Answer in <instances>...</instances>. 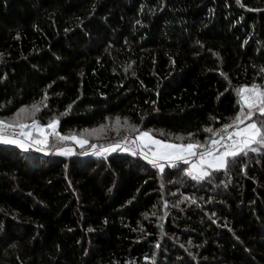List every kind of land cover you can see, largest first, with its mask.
<instances>
[{"label":"trees","instance_id":"16d2710c","mask_svg":"<svg viewBox=\"0 0 264 264\" xmlns=\"http://www.w3.org/2000/svg\"><path fill=\"white\" fill-rule=\"evenodd\" d=\"M0 54V119L40 103L61 135L119 117L211 147L264 85V0H0ZM68 147L0 144V264H264V149L194 181Z\"/></svg>","mask_w":264,"mask_h":264},{"label":"snow or ice","instance_id":"6c2138e0","mask_svg":"<svg viewBox=\"0 0 264 264\" xmlns=\"http://www.w3.org/2000/svg\"><path fill=\"white\" fill-rule=\"evenodd\" d=\"M236 3L240 5L241 0H236ZM136 23L139 24L140 21H136ZM2 62L3 54H0V63ZM261 72L264 73V69H261ZM221 75L224 74L221 73ZM235 92L238 96L239 111L232 119V123L223 124L221 129H204L205 132L212 134L211 147L202 144L198 140L194 143L177 144L154 139L149 131L141 130L139 125L131 124L127 118H124L121 122L119 117L115 119L112 127L117 131L121 128L126 129L129 132L128 135H124L122 139L107 145L89 144L87 139L78 138L74 134L61 135L57 130L58 118L54 117L42 126L35 118L40 111L39 104L35 103L31 106H22L12 118L0 119V144L12 145L24 152L32 149L43 152L45 146L49 144V137H53L61 142L56 145V152L59 155H73V148L65 145L69 141H74L79 144L81 149L85 145H89L92 154L97 157H105L113 153H129L132 156L139 154L152 168L158 169L160 173L164 172L165 163L169 167L180 168L182 162L183 165L187 166L184 167L187 176L194 181H203L211 177L214 172L227 169L228 165L241 154L247 156L249 152L257 153L264 149V85H258L254 82L251 85L240 86L235 89ZM43 99H47V93H45ZM71 108L72 105H68V109L60 115H67ZM144 118V116H141V121ZM29 119L31 123H25ZM245 121H248V123L241 127L240 125H244ZM106 127V125H100L97 129H85L81 136L84 133L89 136H100L106 130ZM16 129L19 131H15ZM217 134H219V140L215 139ZM193 136V133H188L190 140ZM177 139H183V137H177ZM221 141L224 142L222 145ZM80 154L83 155L84 153L81 152ZM65 168H67V165H65ZM185 199L189 200L190 203H196L194 199L187 197ZM179 206L180 202H177L175 207ZM144 215L147 217V214ZM213 215L215 214L213 213ZM105 223H107L106 220ZM11 246L15 247V245ZM145 259L147 260L148 257H145Z\"/></svg>","mask_w":264,"mask_h":264},{"label":"rangeland","instance_id":"374dc122","mask_svg":"<svg viewBox=\"0 0 264 264\" xmlns=\"http://www.w3.org/2000/svg\"><path fill=\"white\" fill-rule=\"evenodd\" d=\"M34 104V103H33ZM35 104H39L40 106V103H35ZM32 105V104H31ZM31 105H27V106H31ZM21 108V107H20ZM41 108V107H40ZM115 118H112V119H109L108 120V123H107V127H106V130L100 135V136H89L87 133H84L83 136H81V134L83 133V131H79V132H71L69 133L68 135H76L78 138H84V139H87L89 141V144H92V143H95L97 144L98 146L99 145H107L109 143H113L119 139H122L123 136L126 134L128 135L129 132L128 130L126 129H123L121 128L119 131H117L114 127H112V125L114 124L115 122ZM7 120V119H5ZM121 122H123L122 119H120ZM25 123H28L30 124L31 123V120H26ZM248 123V121H246L244 123V125H240L241 127L245 126L246 124ZM42 126L43 125H46V124H41ZM156 139V138H154ZM55 142V144H54ZM58 143H61V142H58L55 138L53 137H49V144L53 145L56 147V145ZM65 146H77L78 148H81L79 146V144L75 143L74 141H69ZM82 150H86L88 153V155H93L92 154V150L90 149L89 145H85L84 148ZM95 156V155H93ZM167 164V163H165Z\"/></svg>","mask_w":264,"mask_h":264},{"label":"built area","instance_id":"2783aa9c","mask_svg":"<svg viewBox=\"0 0 264 264\" xmlns=\"http://www.w3.org/2000/svg\"><path fill=\"white\" fill-rule=\"evenodd\" d=\"M15 131H17V132H18L19 130H18V129H16ZM223 143H224V142H223V141H221V145H222Z\"/></svg>","mask_w":264,"mask_h":264}]
</instances>
